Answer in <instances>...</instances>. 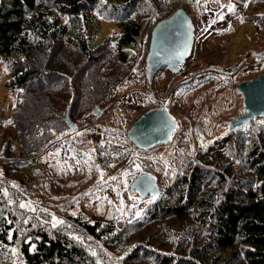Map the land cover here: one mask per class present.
I'll use <instances>...</instances> for the list:
<instances>
[{"label":"trees","instance_id":"obj_1","mask_svg":"<svg viewBox=\"0 0 264 264\" xmlns=\"http://www.w3.org/2000/svg\"><path fill=\"white\" fill-rule=\"evenodd\" d=\"M140 1L0 0L3 86L16 97L6 118L15 138L6 141L19 156L68 130V104L77 125L94 114L139 65ZM172 10L168 0L146 9L154 21ZM102 14L116 29L92 44ZM223 141L176 149L170 194L151 204L148 219L69 215L56 227L38 225L20 237L23 264H264V119L226 131ZM16 229L1 208L0 253Z\"/></svg>","mask_w":264,"mask_h":264},{"label":"rangeland","instance_id":"obj_2","mask_svg":"<svg viewBox=\"0 0 264 264\" xmlns=\"http://www.w3.org/2000/svg\"><path fill=\"white\" fill-rule=\"evenodd\" d=\"M160 1L141 0L134 8L141 19L139 65L99 107L100 114H90L76 129L59 133L28 157L19 156L7 143L15 138L6 118L16 97L3 86L8 74L0 59V209L13 218L18 235L1 250L0 264H23L20 237L69 215L112 222L148 219L151 204L170 194L174 179L169 168L176 149L220 147L227 121L242 113L236 83L264 72V0H168L173 9L182 6L191 16L193 50L180 71L161 68L148 82L145 55L156 21L148 18L146 9ZM115 29L114 20L102 14L92 44ZM73 51L79 55L77 49ZM153 105L167 106L177 127L168 142L140 149L126 132ZM141 171L157 176L158 194L140 196L129 189Z\"/></svg>","mask_w":264,"mask_h":264},{"label":"water","instance_id":"obj_3","mask_svg":"<svg viewBox=\"0 0 264 264\" xmlns=\"http://www.w3.org/2000/svg\"><path fill=\"white\" fill-rule=\"evenodd\" d=\"M194 31L192 18L182 6L175 7L152 25L145 55L148 82L161 68H167L173 73L180 71L181 66L191 56ZM236 90L242 97V113L233 115L227 121V132L246 125L253 119H264V72L254 78L238 81ZM70 107L71 104H68L63 121L68 129L74 130L78 125L70 116ZM99 114L100 108L96 106L94 115ZM176 126L177 119L164 105L155 106L146 109L131 123L126 136L136 147L150 149L168 142ZM196 126L202 133L199 122H196ZM129 189L140 196L156 195L159 192L157 176L143 172L131 181Z\"/></svg>","mask_w":264,"mask_h":264},{"label":"snow or ice","instance_id":"obj_4","mask_svg":"<svg viewBox=\"0 0 264 264\" xmlns=\"http://www.w3.org/2000/svg\"><path fill=\"white\" fill-rule=\"evenodd\" d=\"M229 10H230V11H233L234 9L230 8ZM221 18H222V17H221ZM137 167H139V166L137 165ZM25 206H26V205H24V204H21V205H20V207H22V208L25 207ZM58 223H63V222H62V221H57V222L54 223L52 226H53V227H56V225H57ZM93 255H95V253H93Z\"/></svg>","mask_w":264,"mask_h":264}]
</instances>
